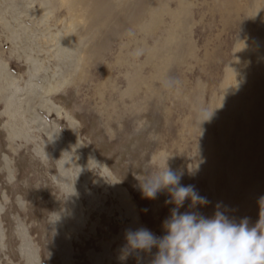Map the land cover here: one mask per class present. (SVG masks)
<instances>
[{"label": "rangeland", "instance_id": "1", "mask_svg": "<svg viewBox=\"0 0 264 264\" xmlns=\"http://www.w3.org/2000/svg\"><path fill=\"white\" fill-rule=\"evenodd\" d=\"M166 166L181 212L260 219L264 0H0V264H150Z\"/></svg>", "mask_w": 264, "mask_h": 264}, {"label": "clouds", "instance_id": "2", "mask_svg": "<svg viewBox=\"0 0 264 264\" xmlns=\"http://www.w3.org/2000/svg\"><path fill=\"white\" fill-rule=\"evenodd\" d=\"M182 176L166 166L140 180L143 198L155 199L166 190L165 204L173 207L162 223V236L144 227L127 230L120 258L126 261L134 253L151 254L156 249L150 264H264V211L254 226L247 218L237 223L219 210L211 217L181 212L186 200L191 202L189 209L209 203L193 185L181 184ZM139 259L142 264L143 257Z\"/></svg>", "mask_w": 264, "mask_h": 264}]
</instances>
